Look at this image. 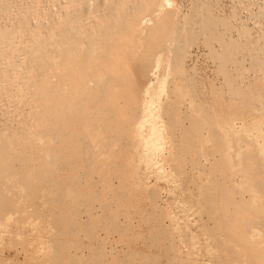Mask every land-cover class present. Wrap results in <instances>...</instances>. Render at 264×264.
Instances as JSON below:
<instances>
[{
    "label": "rangeland",
    "instance_id": "1",
    "mask_svg": "<svg viewBox=\"0 0 264 264\" xmlns=\"http://www.w3.org/2000/svg\"><path fill=\"white\" fill-rule=\"evenodd\" d=\"M91 1L0 0V139L27 153L33 170L28 186L19 176L0 185V202L14 204L0 212V264H57L60 255L63 264H253L254 252L222 228L221 184L253 211L230 209L235 232L253 224L247 239L264 256V193L253 179L264 164V0H158L144 23L169 12L172 26L145 83L136 78V114L121 104L123 122L80 126L63 112L73 96L61 66L82 59L87 45L70 53L62 39L76 38ZM123 14L113 32L125 43ZM129 19L139 28V17ZM137 47L144 51L142 41ZM224 162L231 181L219 175Z\"/></svg>",
    "mask_w": 264,
    "mask_h": 264
},
{
    "label": "bare ground",
    "instance_id": "2",
    "mask_svg": "<svg viewBox=\"0 0 264 264\" xmlns=\"http://www.w3.org/2000/svg\"><path fill=\"white\" fill-rule=\"evenodd\" d=\"M126 1L131 2L130 6H127V3L125 5V0H92L88 4V5H90L89 7H87L88 5L87 6L85 5L86 7L82 6L80 9L81 10L80 13H81V16H83L85 24L81 25L78 28V29H81V31L78 32L76 38H74V40L62 39V41H63L62 43H64V42L66 43V45H67L66 50L70 53L78 51L80 44L87 45V51H86V53L82 59H72L70 57H66L65 63L61 66V68L63 69V77L62 78H64L65 80H68L70 83H72L71 95L73 96L71 99V102L73 104L72 107L64 108L63 112L64 113L65 112H75L74 114L78 115V117L80 118V121H79L80 126L88 125V122L90 120H102L103 122H108L111 119H115V122H119V123L123 122V112L125 109H123L120 106L121 104H124L127 107V109L131 112V117H133L134 114H136V112H137V95L139 92L138 91V89H139L138 84L139 83L137 84L136 78L138 77L139 80L141 81L144 77H146L148 70H149V67L151 65L154 53L161 50V49H164L166 39L168 38L169 30L172 26L171 14L169 12L168 13L166 12L165 16L162 17V19H160V20L157 19L156 21H154L152 18H150L149 23H144V21H145L144 16L148 12H150L153 7H155L157 5L158 0H141V2H139V3L138 2H136V3L132 2V0H126ZM85 3H88V0ZM123 5L126 7H124ZM122 11L124 12L123 18L120 20V23L118 25H119V28H124L126 30V34L123 37V39H125V43H123L122 39L118 40L117 38L120 35L119 36H117L118 34L114 35V32H113L114 28L117 27L113 24V22L116 23L120 19V17H121L120 13ZM130 13H132V15H135L136 19H137V17H139L141 19V21H139L137 24V26L139 28H135V27H133L134 29L131 28V25L129 23L130 22V19H129ZM160 16H162V14ZM87 20L90 21L88 24L86 23ZM123 21L125 22V25L122 24ZM131 22H133V20ZM134 24H136L135 21H134ZM117 31H118V29H117ZM122 31H123V29H122ZM120 34H122V33H120ZM140 41L143 42L144 51H142L138 54V52H137L138 47L137 46H138ZM107 64H109V71L108 72H106L104 69L107 66ZM92 70H93V74L90 75L89 73L92 72ZM134 72H136V74ZM64 74L66 75L67 78L64 77ZM138 78H137V80H138ZM44 79H47V76ZM90 79H96V81H97L96 83L93 82L94 85L92 88L88 87V85H87V81ZM141 83L142 84H140V85H143L145 82H143V80H142ZM111 88L115 90L114 92L116 94H113V95H112V93L109 94V90ZM90 92H93L96 95H99L93 103H90L88 101V94ZM115 97H118L117 105H115V103H116ZM51 102H53V99H51ZM61 103H63V102H61ZM88 111H90L91 115L86 113ZM128 120H130V119H128ZM93 126H96V125L94 124V125H91L90 127H93ZM125 126H127V125H125ZM48 128H49V126H48ZM184 129L187 132V135H185V136L189 137L190 148L192 151L195 152L197 147H198V145H197L198 143H197V135L195 134L194 128H193V126H188ZM105 132H108V130H106ZM215 136H217V135L215 134ZM75 138H79L81 141H83V143H84V141H86L85 135H82V136L75 135ZM5 145H6V142H4L2 139H0V185H3L6 177H10V176H19L21 179H23V181H21V182H24L26 184L28 182V180H30L29 178L31 176V173L33 172V170L32 171L29 170L30 164H28V161H27L28 160L27 156H26L27 153L16 151L18 149L12 151L9 148H7L5 150L4 149ZM85 152H86V150H85ZM87 153H88V151H87ZM33 158H31L30 161H32ZM188 162L192 165V167L195 166L194 165L195 159H189ZM86 163H88V162L86 161ZM87 171L85 174H87ZM220 172H221V174H219V175L228 177V180H230V181L232 180L233 176L230 173L227 166L225 165V162L221 164ZM79 175H80V173H79ZM79 175H78V177H79ZM253 179L255 180L256 184L260 187V189L264 193V164L261 163V165L258 167V169L254 172ZM26 185L28 186L29 184H26ZM221 186H223L225 191H226L225 196L223 198V200H224L223 205H222L221 210H220V211H222V214H223L222 215V228L225 231L228 230L231 232L227 235L230 238V240L239 241L240 243H242V245L246 249L252 251V253L254 252L249 257V259L253 261V264H255L254 263L255 259H263L264 256L256 248V246L254 244H252L249 241V239H247V235H248L247 231L251 225L250 221L248 220L244 223V227L247 230H244L243 232H235L236 231L235 226L237 225V219L233 216V213L230 209L231 208L238 209V210L240 209L243 212H247L249 214L248 217L253 214V211L250 208L248 209L245 206V203L242 199H239L238 197L233 196L234 191L230 185H227V183H225V184H221ZM34 189L35 188H33V190ZM69 189H70V187H69ZM81 190H82V188H81ZM2 193L3 192L1 189L0 195H2L3 197H6V195L4 193L3 194ZM31 194H32L33 198L36 197L34 195L35 193L34 194L31 193ZM59 197H61V194L59 195ZM153 201H154V199H153ZM156 201H158V200H156ZM90 204H92V203H90ZM7 209H9V210L14 209V204L10 201H5L4 203L0 202V212L1 211L3 212V210L6 211ZM82 210H83V208H82ZM153 213H155V212H153ZM65 216H67V214ZM72 220H75V219H72ZM210 220L215 221V219H213L212 217L210 218ZM73 224H75V222ZM73 224L71 223V228H72ZM115 226H116V224H115ZM73 227H74V225H73ZM151 227H152V229L154 228V226H151ZM125 228H127V227H124V229ZM124 229H122V230H124ZM67 231H68V233H70L72 230L69 232V230L67 228ZM120 233H123V232L121 231ZM152 233H154V232H152ZM161 233L166 234L165 231H161ZM89 237H90V239L92 238L91 235ZM151 237H152V234H151ZM154 241H155V239H154ZM219 241H221V240H219ZM61 242H63V241H61ZM64 244H66V242ZM69 244H71V243H69ZM76 245L78 246L77 243L75 244V246ZM62 246H65V245H62ZM75 248H77V247H75ZM78 248H80V246ZM61 251H60V254L63 253ZM70 254L72 255V253H70ZM94 254H95V251H94ZM60 256H62L61 257L62 260H61V258L58 259L55 257L56 259H54L53 262H55V260L58 259L57 264H63L66 260L63 261L64 256L63 255H60ZM90 257H91V255L88 258H90ZM96 257L97 256H95V260H97ZM71 259H72V256H71ZM72 260L70 261V264H76L74 259H72ZM78 260H76V261H78ZM145 260H147V259H145ZM90 261H91V259L89 260V262ZM84 262L86 264V261H84ZM99 262L102 263L101 261H99ZM151 262H152L151 264H153V260ZM94 263H95V261H94ZM55 264H56V262H55ZM81 264H84V263L82 262ZM96 264H97V262H96Z\"/></svg>",
    "mask_w": 264,
    "mask_h": 264
}]
</instances>
